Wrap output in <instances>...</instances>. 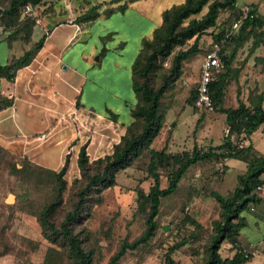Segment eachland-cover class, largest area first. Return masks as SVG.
<instances>
[{"label":"rangeland","instance_id":"obj_1","mask_svg":"<svg viewBox=\"0 0 264 264\" xmlns=\"http://www.w3.org/2000/svg\"><path fill=\"white\" fill-rule=\"evenodd\" d=\"M8 1L0 0V8H5ZM67 1L70 2L69 10L64 7L62 0H51L45 2L33 17L38 21L47 20L55 12L54 8L62 6L65 9L61 10L65 15L62 22L67 23L86 12L94 0ZM127 1L103 2L108 11L100 13L91 22L80 23L84 36L81 46L89 51L93 66L88 72L83 101H86L85 96L89 89L94 88L97 93L93 99L95 108L107 106L118 115L119 122L125 125L130 122V108L135 103L131 65L139 52L140 42L151 38L149 24L158 27L162 22V12L181 4L183 0ZM123 4H126V9L118 10ZM236 5L240 9L255 5L257 15L264 20V0H237ZM205 12L206 8L196 18ZM232 19L233 17L227 18L226 12H221L217 28L207 31L199 39V53L182 62L180 77L168 87L161 99L159 114L163 118L164 127L150 148L160 150L166 147L167 152L179 153L191 151L195 146L207 149L222 143L227 132L225 115L191 107L189 99L199 78L203 55L211 47L212 37L222 30H228ZM262 31L264 32V26ZM252 41L249 38L239 47L228 42L224 47V55L229 56L234 52L231 69L237 76L230 80L225 90V108H235L238 99L247 103L249 96L264 94V65L256 61V58L263 55V48L251 51ZM192 43L193 41L188 42L181 49L189 48ZM92 46L97 47L96 52H93ZM102 50L105 51L101 61L96 62L94 59L99 57ZM178 50L159 62L153 78L155 85L160 83L162 74L170 69L172 56ZM21 55L22 50L18 43L8 49L4 42H0V66L5 65L8 59ZM103 122H112L114 131L110 132L106 128V132L97 136V143L91 146L96 147L95 149L90 148L89 141L84 140L82 144L86 146L92 171L95 169V160L112 154L113 146L125 134L123 124L119 125L117 121L109 118ZM233 140L236 141L235 138ZM247 144L264 154L263 126L249 137ZM221 161L212 159L192 166L185 173L177 191L161 199L157 217L158 230L154 238L147 245L128 251L118 264H163V255L168 246L188 238L193 233V227L188 221L190 219L199 223L204 232L198 242H190L181 248L173 255V259L177 264H199L211 234V222L219 215L218 205L210 193L228 195L236 185V176L245 170L242 162L229 160L227 171L217 173L216 165ZM9 162H15L17 169H21L23 165L21 162L0 157V264H71L64 242L56 239L53 244L45 239L37 222L42 207L53 197V181L30 167L24 174H11ZM148 162L149 153L144 151L129 168L116 173V187L104 190L87 203L86 221L77 226L76 233H80L82 247L86 251H93L92 264H107L123 242L130 243L144 232V217L137 211L135 190L140 186L144 192H148L152 185V179L147 174ZM168 174V170L159 171L162 188L167 186ZM262 178L264 179V174ZM64 180L66 188L52 218L55 225L72 210L77 194L84 185L76 164L69 165ZM256 194L262 198L261 204L252 206L253 210L242 214L247 225L241 230L238 246L252 256L246 264H264V189L257 190ZM8 197L12 198L10 202L7 201ZM163 226L168 227L166 232L162 230ZM234 252L235 247L231 244L225 242L221 245L222 258H230Z\"/></svg>","mask_w":264,"mask_h":264},{"label":"trees","instance_id":"obj_2","mask_svg":"<svg viewBox=\"0 0 264 264\" xmlns=\"http://www.w3.org/2000/svg\"><path fill=\"white\" fill-rule=\"evenodd\" d=\"M47 1L51 0H9L5 8H0V27L5 34L6 41L21 38L28 42L38 19L33 15H23L22 8L25 5H31L39 11V8ZM135 1L137 0L127 2ZM236 2L237 0H183L181 4L162 12L161 24L153 30L149 40L141 42L139 52L131 67L135 103L130 108V122L123 126L125 134L113 146L112 154L95 160L94 171L89 163L86 146L80 147L76 165L84 185L77 194L72 210L64 215L59 224L55 225L52 218L66 188L64 176L69 168L68 157L63 167L55 172L34 165L25 158H17L0 147V157L23 164L21 169H17L15 162H9L11 174H24L25 170L30 167L50 177L53 181V197L42 207L37 222L45 239L53 244L56 239L64 242L71 264H92L93 261V251H86L82 247L80 233H76L77 226L86 221L87 203L92 198H97L104 190L116 187V173L129 168L144 151L149 153L147 174L152 179V185L148 192H144L140 186L135 192L137 211L144 217L145 230L136 240L130 243L123 242L107 264H118L128 251H135L140 246L147 245L158 230L157 217L160 212L161 199L177 191L179 183L192 166L212 159L240 161L245 165V170L236 176V185L228 195L223 196L219 192L210 193L211 198L218 205L219 215L211 222V234L204 247V257L199 264H246L252 259V256L246 254L238 244L241 230L247 225L246 218L242 216L243 212L253 210L252 206L262 202V198L257 196L256 191L257 187L264 186L262 179L264 154L257 152L251 144L242 143L261 126L264 131V94L249 96L247 103L238 99L235 108L223 107L228 83L237 77L231 69L234 52L228 56L224 55L223 51L228 42L239 47L252 38L251 51L263 48V55L256 58V61L264 65V32L262 31L264 20L257 15L255 5H250L253 18L248 17L243 20L235 34L225 40L220 53L224 63V73L209 86L212 110L225 115L227 132L222 143L207 149L195 146L191 151L179 153L167 152L166 147L160 150L150 148L164 127L163 118L159 114L161 99L168 87L180 77L182 62L199 53V39L207 31L217 28L221 12H226L227 18L233 17V19L228 30H222L212 37V43L224 38L233 21L238 17L240 8L237 7ZM204 8L206 12L196 18ZM51 9H53L52 6ZM125 9L126 4L118 8L120 11ZM54 11L50 17L59 13L57 8H54ZM97 11L98 6L90 7L73 22L79 25L81 22H91L98 17ZM190 41L193 43L189 48L181 49ZM42 42L43 38L34 44L36 51L41 47ZM176 49L179 50L172 56L170 69L162 74L160 83L155 85L153 78L159 68V62L166 60ZM36 51L30 49L19 59L11 61L6 66H0V78L12 81L19 69L30 64ZM195 98L194 89L190 92L189 105L191 107H194ZM11 104L10 100H0V108L9 107ZM108 116L110 120L117 121L116 114L109 112ZM234 138L236 141L233 140ZM167 170L169 171L166 178L167 186L162 188L159 171ZM226 171L227 167L223 173ZM188 221L193 227V233L188 238L168 246L163 255V264H177L173 255L190 242L200 240L201 233L204 232L202 226L195 220ZM225 242L235 247V252L230 258H222L220 255L221 245Z\"/></svg>","mask_w":264,"mask_h":264},{"label":"crops","instance_id":"obj_3","mask_svg":"<svg viewBox=\"0 0 264 264\" xmlns=\"http://www.w3.org/2000/svg\"><path fill=\"white\" fill-rule=\"evenodd\" d=\"M62 3L67 10L70 9L63 0ZM93 6H98V16L108 11L101 0H94L90 4ZM63 9L57 6L58 14L39 21L28 42L21 38L6 41L0 27V42H4L8 49L18 43L22 50L20 57L30 50L24 46L36 51L34 44L43 38L30 64L19 69L12 81L0 78V100L12 101L11 106L0 108V147L17 158H25L55 172L63 167L67 157L69 165L76 164L84 140L95 149L91 146L97 143V136L106 132V128L113 132V123L103 120L109 118V112L115 114L107 106L95 108L93 99L97 93L94 88L89 89L86 101H83L88 72L93 68L92 56L81 46L84 37L81 26L72 20L62 22L65 17ZM149 28L152 34L157 27L149 24ZM92 47L96 52L97 47ZM103 51L94 59L96 62L101 61ZM20 57L8 59L3 66ZM117 122L124 126L128 124L120 123L118 115ZM225 164L228 169L229 160Z\"/></svg>","mask_w":264,"mask_h":264},{"label":"built area","instance_id":"obj_4","mask_svg":"<svg viewBox=\"0 0 264 264\" xmlns=\"http://www.w3.org/2000/svg\"><path fill=\"white\" fill-rule=\"evenodd\" d=\"M112 0H101V2H110ZM66 7L69 8V2L63 0ZM250 6H244L240 9L238 17L233 21L229 32H227L224 38L217 42L211 43L210 49H208L203 55L202 62L200 65L199 78L195 87L196 98L194 101V106L198 109H204L206 111H212V101L209 93V86L215 82L219 76L224 73V63L221 59L220 53L222 46L226 39L231 37L240 27L243 20L246 18H253L250 11ZM38 9L31 5H25L22 8L23 15H37ZM37 22H39L37 20ZM244 144V142L242 143ZM226 161L222 160L216 165V172L222 174L226 167ZM264 186L257 187V190L261 191Z\"/></svg>","mask_w":264,"mask_h":264},{"label":"water","instance_id":"obj_5","mask_svg":"<svg viewBox=\"0 0 264 264\" xmlns=\"http://www.w3.org/2000/svg\"><path fill=\"white\" fill-rule=\"evenodd\" d=\"M173 126V125H172ZM8 202H10V201H8ZM162 230L164 231V232H166L167 230H168V227L167 226H163L162 227Z\"/></svg>","mask_w":264,"mask_h":264},{"label":"bare ground","instance_id":"obj_6","mask_svg":"<svg viewBox=\"0 0 264 264\" xmlns=\"http://www.w3.org/2000/svg\"><path fill=\"white\" fill-rule=\"evenodd\" d=\"M11 199H12L11 197H8L7 201H11Z\"/></svg>","mask_w":264,"mask_h":264}]
</instances>
